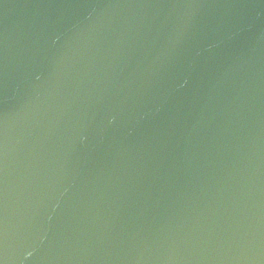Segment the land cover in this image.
I'll list each match as a JSON object with an SVG mask.
<instances>
[{"label":"water","instance_id":"1","mask_svg":"<svg viewBox=\"0 0 264 264\" xmlns=\"http://www.w3.org/2000/svg\"><path fill=\"white\" fill-rule=\"evenodd\" d=\"M0 264H264V0H0Z\"/></svg>","mask_w":264,"mask_h":264}]
</instances>
